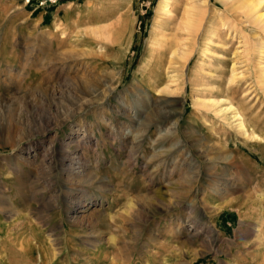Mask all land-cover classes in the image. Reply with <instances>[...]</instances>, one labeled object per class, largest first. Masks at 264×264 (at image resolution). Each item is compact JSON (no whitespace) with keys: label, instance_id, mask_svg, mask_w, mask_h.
<instances>
[{"label":"rangeland","instance_id":"1","mask_svg":"<svg viewBox=\"0 0 264 264\" xmlns=\"http://www.w3.org/2000/svg\"><path fill=\"white\" fill-rule=\"evenodd\" d=\"M159 1L0 0V264H264V30L238 0H194L181 88L165 90L149 40L188 1L161 18ZM159 110L172 134L146 124L132 150L117 113Z\"/></svg>","mask_w":264,"mask_h":264},{"label":"bare ground","instance_id":"2","mask_svg":"<svg viewBox=\"0 0 264 264\" xmlns=\"http://www.w3.org/2000/svg\"><path fill=\"white\" fill-rule=\"evenodd\" d=\"M187 1L188 2L185 5V8L183 10L182 15L179 18H177L176 21L174 22V24L172 25L171 33L162 35L161 38H159V35H158L159 31L158 30L162 29V26H160V24L158 23L155 26H153L151 38L149 40L148 55H147V59H146V63H145L144 67H149L150 73H153L154 75H157V76L158 75L163 76L166 78L167 85H166L165 90L171 89L172 85L180 86V83L179 84H177V83H178V81L183 80L182 70L184 68V62L186 61V59H188L189 52H190L189 50H187L185 48L186 45L184 46V41H185L184 33H187L188 36H192V34L197 33L199 28H200V21H201L200 20V11L203 10L204 7L198 6L194 0H187ZM238 2H239L238 9H241L242 12L247 16L246 17L247 20H250V22L252 21L256 26H259L262 30H264V1L263 0H238ZM169 5H170V0H160L158 3V6H157V14H158L157 17L161 18V15L170 14L171 11L169 9ZM105 30H106V28H104V29L101 28L100 30H97L96 33L100 37L101 36L106 37V38L110 37V33H107V31H105ZM115 30L118 31L119 34H122L124 28L122 26L120 27V25H118L115 28ZM164 30H165V28L163 27V29L161 31H164ZM207 41H209L208 38H207ZM157 48H159V49H157ZM260 49H262V47H260ZM205 51H207L206 46H205ZM263 58H264V54H263ZM152 77H154V76L152 75ZM154 78H156V77H154ZM261 82H264V81H261ZM180 88H181V86H180ZM263 88H264V86H263ZM197 104L200 105V102H197ZM201 105L209 107L212 110H214V108H216L215 111L218 112L219 114H222L223 116H226L227 114H231V112L233 111V108L231 106L222 108L220 106L221 102H219V101H213L210 103H201ZM131 116L133 117L134 115H128V113H126V112H124V113L118 112L117 113V119L118 120L123 119V120H126L127 122L131 123V126L129 127L128 131L126 133H124V135H125L124 138H128V137L132 138V140H131V142H132L131 149H132V148H138V146H140L141 143H139L140 142L139 134L144 132V130L147 127L146 124L148 125L149 123H151L152 125L157 124V126H160L162 123L168 121L171 114L168 113L166 110H159V112H157V111L156 112H150V113H147V115H143V116L139 115V118L137 120H135V118H133V120H132ZM232 118L237 119L236 120L237 127L239 129H241V131L243 130V134H246V130L244 128L243 121L241 120L239 114H237V113L234 114V116ZM142 128H144V129H142ZM139 129H142L141 133H140ZM170 129H171V127L160 126L158 128V134L160 136L165 137L170 132L169 131ZM168 136H169V134H168ZM163 140L166 141L167 139L164 138ZM163 140H162V142H163ZM173 146L177 149L179 147V143H175ZM129 151H130V149H129ZM166 151H168V150H166ZM166 151H163L161 153L164 155V153ZM153 156H154V154H153ZM136 157H137V155L135 156V158ZM156 158L157 157H155V159ZM62 159L66 160L68 162H67L66 166H63L61 171L64 173H69V175L72 177V179H74V181H76V179H83V181L85 182L88 179H93V176H92L93 165H89V164L84 165L82 163V161H80L81 159L77 156H74L71 158L68 155L67 156L64 155V157ZM164 163H165V161H163L161 164L164 165ZM64 167H66V168L64 169ZM190 167H191V165H190ZM193 168H194V166H193ZM73 191H76V189ZM244 195H247V194H244ZM73 199H74V197H73ZM94 202H96V201H94ZM90 204H94L93 200H91L88 197H85L84 199H81V201H72L70 208L74 211H77V212L80 211L81 212V211H84L85 207L89 208ZM166 210H167V208L164 211H166ZM199 221L200 220H198V222ZM189 222H191V221H189ZM177 225H179V224H177ZM197 233H198V231H196L195 234H197ZM25 248L26 247H22V249L24 251L26 249L27 250H33V248L31 247V244H29V246L26 249ZM263 260H264V258H263Z\"/></svg>","mask_w":264,"mask_h":264},{"label":"trees","instance_id":"3","mask_svg":"<svg viewBox=\"0 0 264 264\" xmlns=\"http://www.w3.org/2000/svg\"><path fill=\"white\" fill-rule=\"evenodd\" d=\"M147 16H148V17H150V16H151L150 12H148V13H147Z\"/></svg>","mask_w":264,"mask_h":264}]
</instances>
